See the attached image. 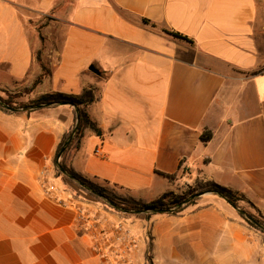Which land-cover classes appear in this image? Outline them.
Wrapping results in <instances>:
<instances>
[{"label": "crops", "instance_id": "1", "mask_svg": "<svg viewBox=\"0 0 264 264\" xmlns=\"http://www.w3.org/2000/svg\"><path fill=\"white\" fill-rule=\"evenodd\" d=\"M260 7L258 0H0V89L27 102L93 90L98 100L85 110L99 131L86 129L67 163L99 186L150 202L213 181L264 215ZM41 66L46 74L29 91ZM73 123L69 105L0 110V264H103L88 218L100 225L121 216L74 198L53 165ZM204 131L212 132L206 142ZM125 219L142 238L133 264H263L251 229L215 195L177 216Z\"/></svg>", "mask_w": 264, "mask_h": 264}, {"label": "trees", "instance_id": "2", "mask_svg": "<svg viewBox=\"0 0 264 264\" xmlns=\"http://www.w3.org/2000/svg\"><path fill=\"white\" fill-rule=\"evenodd\" d=\"M144 22L147 23L146 20H144ZM172 35L177 37V38L179 37L181 39L187 40V38L185 36H181L178 33H172ZM37 60H39V59L37 58ZM41 67H42V74H41V76H39L34 81L31 88L28 89L29 91L32 90L35 86H37L41 82L42 77L46 74L44 67L43 66H41ZM0 100L2 102H4L5 104L11 105V106H16V107H23V106H27V105H37V104H43V103L70 104V106L73 107L74 121L76 119V111L78 112V124H77V129H76V132L74 134L72 141L70 142L68 147L64 150V152L60 156L61 166L63 168H65V170L70 174V176L72 178L76 179L79 183L85 184L86 186L90 187L94 192L102 194L103 196H105L109 200L115 202L116 204H118L124 208L130 209V210H142V209H147V208H164V209L170 208V207L177 206L180 203L189 199L190 197H192V196H194L200 192H204V191H214V192H217V193L224 195L225 197H227L228 199L232 200L235 203H237V201H238L235 194L232 191H230L229 189H227V188H225V187H223V186H221V185H219L213 181L198 180V181H196L195 185L187 186V189L184 190L183 192L179 193V194H175L173 192H166L153 201L145 202L142 200H135L131 197H128V198L122 197V196L118 195L116 192H114L113 190L101 187V186L95 184L94 182L84 178L79 173L75 172L73 170V168L71 166H69V164L67 163L69 155L71 154L72 151H75L80 147L82 138L84 136V131L86 129H88L94 133H97L99 131L96 123L93 122L92 120H90V118L88 117L86 110H85L86 106H88L89 104L98 100V97L95 96L93 90H91V89H84L82 91V93L79 95H66L63 93L46 94V95L39 97L36 100L28 101L26 103H17L14 101L13 97L10 95H7L6 97L0 96ZM0 110L4 113H7V114L14 113L12 111H9V110L3 108L2 106H0ZM27 112H30V111H27ZM73 127H74V123L69 128V130L63 134L59 144L57 145V148H56V151H55V154L53 157V165H54L55 173L58 177H60L62 179L64 185L65 186H69L70 184L75 185L77 188L84 191L86 194L90 195L97 202L102 204L105 208L117 213L118 215H120L122 217H125V218H127V217H142L145 219L151 218V216L154 214H125V213H121V212L117 211L116 209H114L113 207H111L110 205L105 203L97 195L88 191L87 189L80 186L79 184L75 183L72 180V178L63 175L60 172V170L56 167V161L59 157L60 150L62 149L64 143L67 141V139L71 135V131H72ZM211 136H212L211 131H204L203 134L201 135V140L203 142H206V141L210 140ZM164 176L171 178L169 175H164ZM74 196H75V194H74ZM198 199L199 198H197V197L192 198L184 206L176 209L175 211H173L171 213H166V214L171 215V216L180 215L188 206L194 205ZM239 216L245 222V224H247L250 228H253V229L264 234V231L262 229L257 227L254 223L249 221L243 215L239 214ZM146 260L150 261V257L148 255L146 256Z\"/></svg>", "mask_w": 264, "mask_h": 264}, {"label": "built area", "instance_id": "3", "mask_svg": "<svg viewBox=\"0 0 264 264\" xmlns=\"http://www.w3.org/2000/svg\"><path fill=\"white\" fill-rule=\"evenodd\" d=\"M98 149L95 150L97 154ZM91 233V249L103 264H133L141 244V236L132 223L122 217L98 224L88 218Z\"/></svg>", "mask_w": 264, "mask_h": 264}, {"label": "water", "instance_id": "4", "mask_svg": "<svg viewBox=\"0 0 264 264\" xmlns=\"http://www.w3.org/2000/svg\"><path fill=\"white\" fill-rule=\"evenodd\" d=\"M89 70L91 72L97 74V75L100 74L99 70L96 69L94 66L89 67ZM58 105H69L70 106V104H48V103H43V104H37V105H27V106H23V107H16V106H11V105L5 104L4 102H2L0 100V106H2L3 108H5V109H7L9 111H12V112L30 111V110H34V109L43 108V107L58 106ZM77 124H78V112L76 111V120H75L74 127H73V129L71 131V135L69 136V138L67 139V141L64 143L62 149L60 150L59 157H58V159L56 161V167L60 170V172L63 175L68 176L70 178H72L70 176V174L60 164V156L64 152V150L68 147V145L70 144V142L72 141V139L74 137V134L76 132V129H77ZM72 180L75 183H77L80 186H82L85 189H87L88 191H90V192L94 193L95 195H97L100 199H102L105 203H107L108 205H110L111 207H113L114 209H116L117 211H119L121 213H125V214H166V213H171V212L175 211L176 209L184 206L192 198H195V197L199 198V197L204 196V195H215V196H218V197L222 198L233 210H235L239 214L243 215L245 218H247L249 221H251L257 227H259L260 229H262L264 231V224L263 223H261L260 221H258L257 219H255L250 214L246 213L243 209H241L237 205V203H235L232 200L228 199L224 195H222L220 193H217V192H214V191H204V192H200V193H198V194L190 197L186 201L180 203L179 205L174 206V207H170V208H165V209L164 208H147V209H142V210H130V209L124 208V207L116 204L115 202L109 200L108 198H106L102 194H99L97 192H94L90 187L86 186L85 184L79 183L76 179L72 178Z\"/></svg>", "mask_w": 264, "mask_h": 264}, {"label": "rangeland", "instance_id": "5", "mask_svg": "<svg viewBox=\"0 0 264 264\" xmlns=\"http://www.w3.org/2000/svg\"><path fill=\"white\" fill-rule=\"evenodd\" d=\"M259 1V4H260V10L262 12V14H264V0H258ZM7 95H10L13 97L14 101L17 102V103H26L27 101H23V99L19 98V95L17 94H10L6 91H4L3 89H0V96L2 97H6ZM196 183V182H195ZM195 183L189 185V186H193L195 185ZM101 187H104V188H107V189H110V190H113L114 192H116L114 189L108 187V186H101ZM65 189L68 190L71 195L74 197V198H78V197H82V199H86V201L90 202L92 205H94L95 207H99L100 209H104L105 211L109 212V213H112V214H117L111 210H108L107 208H105L102 204H100L99 202H97L95 199H93L90 195L86 194L84 191L80 190L79 188H77L75 185L73 184H70L69 186H65ZM183 191L187 189V185H183L182 187ZM182 191V192H183ZM75 196H74V194ZM117 193V192H116ZM118 194V193H117ZM120 195V194H118ZM122 197H127L128 196H123V195H120ZM238 201H237V205L243 209L246 213L250 214L251 216H253L255 219H257L258 221H260L261 223L264 224V215L262 212H259L257 211L256 209H254L250 203H248L247 201H243L239 198H237ZM235 211V210H234ZM238 213V212H237ZM118 215V214H117ZM120 216V215H119ZM122 217V216H121ZM128 219L129 218H132V217H127ZM136 218V217H135ZM142 218V217H141ZM237 218H238V221L243 223L247 228L251 229L253 235H254V238L260 243V245L262 246V250L259 254V259H260V262L264 264V234L253 229V228H250L247 224H245V222L240 218L239 216V213L237 214ZM145 219V218H144ZM150 249H151V243L148 242L147 243V248H146V252H145V258L146 256L148 255L149 256V252H150ZM150 257V256H149Z\"/></svg>", "mask_w": 264, "mask_h": 264}]
</instances>
